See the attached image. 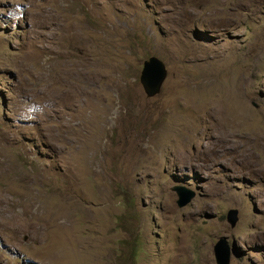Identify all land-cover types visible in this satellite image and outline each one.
Instances as JSON below:
<instances>
[{"label":"rangeland","instance_id":"374dc122","mask_svg":"<svg viewBox=\"0 0 264 264\" xmlns=\"http://www.w3.org/2000/svg\"><path fill=\"white\" fill-rule=\"evenodd\" d=\"M222 237L264 264V0H0V264H217Z\"/></svg>","mask_w":264,"mask_h":264},{"label":"water","instance_id":"95a60500","mask_svg":"<svg viewBox=\"0 0 264 264\" xmlns=\"http://www.w3.org/2000/svg\"><path fill=\"white\" fill-rule=\"evenodd\" d=\"M168 70L164 61L157 56H150L143 63L140 74L141 85L148 97H154L161 92L167 78ZM172 190L178 195L177 204L184 207L196 196V192L185 185H174ZM239 220V211L231 208L227 212V221L235 227ZM214 254L217 264H230L231 247L227 238H220L214 245Z\"/></svg>","mask_w":264,"mask_h":264},{"label":"bare ground","instance_id":"6f19581e","mask_svg":"<svg viewBox=\"0 0 264 264\" xmlns=\"http://www.w3.org/2000/svg\"><path fill=\"white\" fill-rule=\"evenodd\" d=\"M245 103V102H244ZM244 103L241 105V106H243L244 105ZM192 106L194 107V108H196V110H199V109H202V107L201 106H197L195 103H193L192 104ZM214 106H216V104L214 105ZM205 107V106H204ZM237 107V106H236ZM220 108V107H219ZM227 108V107H226ZM235 110H238L237 108H234ZM219 110V109H218ZM206 111V110H205ZM209 111V110H208ZM210 111H211V109H210ZM209 111V112H210ZM214 111L216 112V113H218L217 112V108H214ZM220 111V110H219ZM225 111V110H224ZM226 112H227V110H226ZM226 112H223V113H226ZM247 126V125H246Z\"/></svg>","mask_w":264,"mask_h":264}]
</instances>
